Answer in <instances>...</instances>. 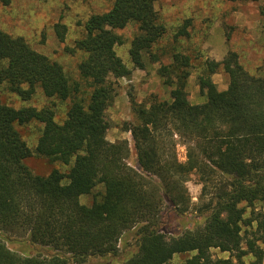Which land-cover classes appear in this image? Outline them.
Wrapping results in <instances>:
<instances>
[{
    "label": "trees",
    "instance_id": "trees-1",
    "mask_svg": "<svg viewBox=\"0 0 264 264\" xmlns=\"http://www.w3.org/2000/svg\"><path fill=\"white\" fill-rule=\"evenodd\" d=\"M156 2L114 0L109 10L86 20L85 34L68 50L85 53L78 68L90 87L87 96L59 62L0 28V85L23 100L38 88L47 97L72 99L63 122L51 107L14 108L0 100V264H167L177 254H190L184 264H247L249 254L250 264H263L258 242L264 240V212L257 206L264 205V75L246 70L237 53L202 64L197 80L203 103L188 99L192 62L181 52L160 69L173 84L171 100H132L135 120L123 129L131 133L138 168L128 162L129 139L107 138L117 79L133 73L116 51L124 42L116 31L137 24L129 54L134 67L144 69V54L166 33ZM189 24L178 34L187 35ZM56 32L64 41L65 26L58 23ZM221 70L228 77L223 90L212 80ZM31 121L43 123L36 154L70 165L66 173L34 174L25 164L33 152L17 125ZM179 141L187 149L185 162L178 159ZM192 174L202 185L200 198L209 196L199 210L203 219L169 235L162 227L164 207L189 211L186 183ZM99 185L104 191L94 193L90 205L80 202ZM254 224L255 236L244 243L243 227ZM10 236L54 252L14 251L6 243ZM132 245L135 252L126 250ZM213 248L230 256L215 258Z\"/></svg>",
    "mask_w": 264,
    "mask_h": 264
},
{
    "label": "rangeland",
    "instance_id": "rangeland-1",
    "mask_svg": "<svg viewBox=\"0 0 264 264\" xmlns=\"http://www.w3.org/2000/svg\"><path fill=\"white\" fill-rule=\"evenodd\" d=\"M114 0H0V28L15 35L23 36L37 51L47 55L51 60L59 62L72 82L82 83V96L90 92L80 79L78 65L85 57V53L68 49L74 46L75 40L85 34L86 20L97 13H104L112 6ZM155 8L160 20L166 27V33L155 44L150 53L144 54L145 68H135L131 60L129 49L131 41L138 32V26L130 23L116 32L123 38V43L116 46L118 55L131 68L130 77L117 79L116 95L107 107L109 122L107 138L110 141L127 138L131 144V153L128 162L138 168L136 152L133 147L131 133L124 131L125 123L134 122L132 100L149 104L153 98L171 100L173 84H169V77L162 73L161 67L172 63L173 53L181 52L191 57L192 65L188 69V99L191 104L203 103L206 96L200 92L197 76L206 60H223L229 52L238 54L239 62L252 74L264 75V0L252 2L232 0H157ZM190 20L187 35H179L181 27ZM65 26V39L61 41L56 32V25ZM173 79V78H172ZM218 89L223 90L228 84V77L223 70L212 76ZM0 100L14 108L35 106L37 108L51 107L55 111V118L63 122L72 99L61 100L56 97H47L40 88L29 100H23L16 93L11 92L7 84L0 85ZM23 139L33 152L25 159V164L34 173L48 175L58 169L66 173L70 165L53 162L35 152L38 139L42 134L43 123L31 121L24 125H17ZM177 155L181 162L187 160V149L182 141L177 143ZM189 195V211L176 214L168 206L162 213L163 229L169 235L179 234L186 228L196 224L203 215L199 210L207 202L209 196L200 198L202 185L196 175L192 174L186 183ZM104 191L99 185L93 193L80 196V202L90 205L94 193ZM264 212V205L257 206ZM256 230V224L243 227L244 243L248 237H254L251 232ZM11 235V234H10ZM6 239L8 247L24 254H51L53 249L34 246L24 240L16 241L15 236ZM21 239V238H20ZM134 243L131 237L129 240ZM258 244L264 249V240ZM246 247V245L244 244ZM122 249V248H121ZM129 249L136 251V246ZM125 251V249H122ZM215 258L229 257L228 252L218 248L211 250ZM125 255H128L125 252ZM190 254H177L167 264H184ZM103 259H92L86 264H100ZM253 260L251 254L245 257L247 264ZM264 264V261H263Z\"/></svg>",
    "mask_w": 264,
    "mask_h": 264
},
{
    "label": "crops",
    "instance_id": "crops-1",
    "mask_svg": "<svg viewBox=\"0 0 264 264\" xmlns=\"http://www.w3.org/2000/svg\"><path fill=\"white\" fill-rule=\"evenodd\" d=\"M227 88V86L226 87H224L223 89H226Z\"/></svg>",
    "mask_w": 264,
    "mask_h": 264
}]
</instances>
